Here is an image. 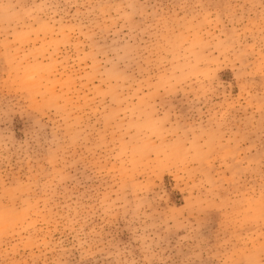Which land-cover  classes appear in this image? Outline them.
Here are the masks:
<instances>
[{
	"label": "rangeland",
	"instance_id": "obj_1",
	"mask_svg": "<svg viewBox=\"0 0 264 264\" xmlns=\"http://www.w3.org/2000/svg\"><path fill=\"white\" fill-rule=\"evenodd\" d=\"M0 264H264V0H0Z\"/></svg>",
	"mask_w": 264,
	"mask_h": 264
}]
</instances>
